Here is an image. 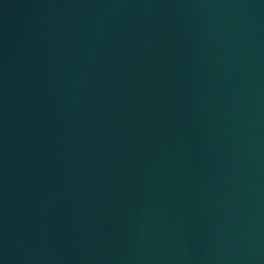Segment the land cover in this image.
Segmentation results:
<instances>
[{"label": "water", "instance_id": "95a60500", "mask_svg": "<svg viewBox=\"0 0 264 264\" xmlns=\"http://www.w3.org/2000/svg\"><path fill=\"white\" fill-rule=\"evenodd\" d=\"M0 264H264V0H0Z\"/></svg>", "mask_w": 264, "mask_h": 264}]
</instances>
